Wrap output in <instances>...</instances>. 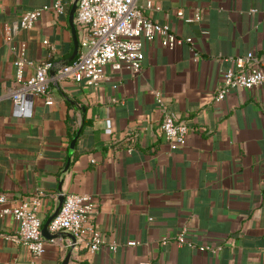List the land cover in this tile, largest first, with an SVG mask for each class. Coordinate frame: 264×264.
Listing matches in <instances>:
<instances>
[{"label":"crops","instance_id":"1","mask_svg":"<svg viewBox=\"0 0 264 264\" xmlns=\"http://www.w3.org/2000/svg\"><path fill=\"white\" fill-rule=\"evenodd\" d=\"M54 1L0 0V194L10 206L39 197L42 223L59 196L89 194L104 246L89 252L62 232L34 256L9 238L17 223L5 215L0 264H62L68 253L67 264H264V87L213 98L224 59L264 52V0H149L144 14L191 43L146 41L139 73L107 67L97 86L49 76L47 94L19 117L15 61L23 80L43 61L55 70L67 61L74 0L9 42L4 26ZM179 9L200 21L185 23ZM164 112L188 127L179 148L162 136Z\"/></svg>","mask_w":264,"mask_h":264},{"label":"built area","instance_id":"2","mask_svg":"<svg viewBox=\"0 0 264 264\" xmlns=\"http://www.w3.org/2000/svg\"><path fill=\"white\" fill-rule=\"evenodd\" d=\"M153 8L149 0L143 4L137 0H78L74 24L79 51L71 62L58 67L57 78L97 86L105 78L107 67L116 72L124 69L139 73L142 48L146 41L158 38L160 44L169 49L191 43L190 37L177 36L168 24L158 23L144 14L145 9ZM45 11L61 15L66 8L61 0H55L23 13L18 21L4 26V41L9 42L18 32L31 29ZM176 16L182 18V10H177ZM200 18V13H196L193 17H183V21L199 22ZM224 60H228L230 65L224 70L221 84L213 96L216 101L223 100L234 90L264 87V52L248 51ZM15 64L17 87L11 93L14 114L29 116L32 99L47 94L49 71L54 66L51 61H43L32 76L23 80L22 61H15ZM157 101L160 102V97H157ZM160 128L171 149L184 144L188 127L173 114L163 113ZM107 131H110L108 122ZM40 203L39 197H34L29 202L10 206L6 205V196L0 194V217L10 215L17 223L15 234L9 238L27 248L34 256H41L46 244L41 234L43 223L38 216ZM95 213L96 203L91 195L67 193L48 229L51 233H71L76 239L75 244L84 245L89 252H96L104 246V240L93 222ZM175 239L178 244H185L184 230ZM129 244L133 245L134 242ZM109 249L114 251L116 245H110ZM199 249L213 251L209 245L200 246Z\"/></svg>","mask_w":264,"mask_h":264},{"label":"water","instance_id":"3","mask_svg":"<svg viewBox=\"0 0 264 264\" xmlns=\"http://www.w3.org/2000/svg\"><path fill=\"white\" fill-rule=\"evenodd\" d=\"M77 1L78 0H74L73 1L72 5H71V8L69 10V16H68L69 24L71 26V31H72V35H73V51H72V54L70 55V57L67 59V61L64 64H62V66L67 64V63H69V62H71L76 57V55H77V53L79 51V43H78V39H77L76 32H75V26H74V16H75V10H76ZM49 76L55 77L56 76V70L55 69L50 70L49 71ZM76 138H77V135H75V137L72 139V141L70 143V147H73V145L76 142ZM63 198H64V196H62V195L58 197L57 204H56L54 210L52 211V213L47 217V219L42 224L41 234L46 240H52V239L58 237V234L62 233V232L51 233L49 231V229H48V225H49L50 221L53 219V217L59 211L60 206H61L62 201H63ZM66 234L71 239L72 244L74 245L75 241H76L74 235H72L71 233H68V232H66ZM69 256H70V253L67 254V256L63 260L62 264H67L68 263Z\"/></svg>","mask_w":264,"mask_h":264}]
</instances>
